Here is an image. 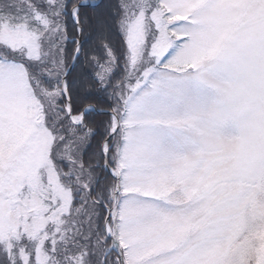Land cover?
<instances>
[{
	"label": "snow or ice",
	"instance_id": "snow-or-ice-1",
	"mask_svg": "<svg viewBox=\"0 0 264 264\" xmlns=\"http://www.w3.org/2000/svg\"><path fill=\"white\" fill-rule=\"evenodd\" d=\"M0 264H264V0H0Z\"/></svg>",
	"mask_w": 264,
	"mask_h": 264
}]
</instances>
